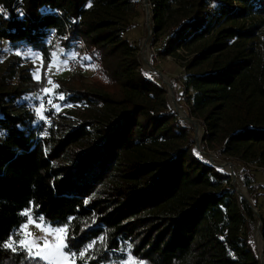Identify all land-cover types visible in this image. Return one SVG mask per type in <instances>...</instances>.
<instances>
[{
	"label": "trees",
	"instance_id": "16d2710c",
	"mask_svg": "<svg viewBox=\"0 0 264 264\" xmlns=\"http://www.w3.org/2000/svg\"><path fill=\"white\" fill-rule=\"evenodd\" d=\"M149 1L164 34L159 54L195 53L183 85L203 147L244 163L250 185L247 164L264 168V0ZM136 10L137 0H0V55L7 41L48 63L58 38L66 49L78 44L105 80L69 89L82 118L68 124L57 113L48 133L24 102L32 79L20 59L0 72V264H47L2 246L28 209L66 227V250L80 263L91 245L87 264L130 254L146 264H261L251 204L230 174L194 152V126L124 36ZM259 187L249 189L255 202Z\"/></svg>",
	"mask_w": 264,
	"mask_h": 264
},
{
	"label": "rangeland",
	"instance_id": "374dc122",
	"mask_svg": "<svg viewBox=\"0 0 264 264\" xmlns=\"http://www.w3.org/2000/svg\"><path fill=\"white\" fill-rule=\"evenodd\" d=\"M180 1L181 0L175 2V5L179 6ZM20 9L21 8L19 7L18 10ZM130 21L133 22L132 26L124 32V36L129 39L131 44L139 46L138 53L141 68L149 76L154 77L158 82L163 84L167 90L170 105L177 112L179 118L194 126L196 138L193 148L194 152L205 158L221 171L230 174L232 177V185H234L239 194L251 204L257 216V223L254 228V239L256 250L259 255L260 252H264V234L262 230V226L264 224V168L248 163L247 167L249 170L247 171L246 168L245 170L251 176H254L255 181L250 185H247L240 175V170L242 171V169H244V163H239L237 166V164H235L236 158H229L218 153L212 148L205 149L203 147L204 126L200 119L188 115L183 85L186 64L195 53L190 54L187 49L180 48L177 51L178 55L159 54V51L162 48L164 34L161 33L160 35H157L155 33L152 5L149 0H147V2L145 0H137V10L131 15ZM52 42L51 53L56 52L58 59L55 61L50 59L48 63H46L43 59L40 52L25 47L15 48L7 41H3V50L0 55V72L6 70L8 61L11 58L18 57L20 59L21 68L25 70L23 73L24 76H28V72L30 73L32 81L27 87L30 91L25 95L24 102H26L36 117L37 114L35 109L39 107L38 94L44 95L46 109L44 116L46 117V120H40L37 118L36 123L39 122L41 125L46 126L48 133L51 128H56L55 123L53 124V119L54 115L57 113H66L70 116L69 118L64 117L62 119H58L59 122L62 121L68 124H73L76 120H81L82 118L83 108L78 107V105H75L66 99V93L69 89H101V85L105 83L104 77L97 69V64L90 62L89 58H87L84 53V50L81 52L77 48L78 44H73L71 47L66 49L63 47L58 38H54ZM153 47L158 53V56L150 55L149 51H151ZM26 50H31L34 54L33 58L30 59L25 55ZM61 50H63L62 53ZM36 55H38L39 58H36ZM64 60L68 61L67 66L62 63ZM15 64L17 65V62ZM49 64L52 66L49 67ZM73 64H79L81 67L76 68ZM36 69H39V80H36L33 76V72H35ZM49 79L52 81V84L48 83ZM13 83L21 85L17 83V80L13 81ZM54 85H58L59 87H54ZM43 88H50L52 89V92L44 94L42 93ZM60 94L65 96L64 101L56 99V97ZM49 96L52 97L53 104L59 105L58 109L52 108L47 103ZM69 104L72 106L68 107L67 105ZM230 162L232 163V166L229 164ZM252 186H260L256 192L257 195H259L257 202L253 200L251 194L249 193V189ZM31 217L33 223L28 222V217L27 221L24 223L28 225L27 232L31 234L29 237L30 240L37 243L41 248L44 247L45 241L55 245L59 243L60 238H63L64 243L67 244L66 233L62 232L57 234L55 232V229H66V227L54 226L44 220L36 219L32 209ZM23 225H21L11 237L16 240L17 243L19 237L16 236V233ZM21 235H23V233H21ZM35 250L36 249H33V251ZM64 252L67 254L66 264H87L89 257L92 255L93 246L86 249L83 255H80L79 258L82 259V263H80L77 258L78 255L68 252L66 248L64 249ZM52 264H57V259L55 257L52 258ZM113 264L146 263L130 254L126 260Z\"/></svg>",
	"mask_w": 264,
	"mask_h": 264
},
{
	"label": "snow or ice",
	"instance_id": "6c2138e0",
	"mask_svg": "<svg viewBox=\"0 0 264 264\" xmlns=\"http://www.w3.org/2000/svg\"><path fill=\"white\" fill-rule=\"evenodd\" d=\"M21 15H23V13H21ZM62 51L63 50H61V53H62ZM25 55L30 59L33 58V56H34V54L31 52V50H26ZM36 58H39L38 55H36ZM50 59H52L53 61L58 59L57 53L56 52L50 53ZM62 63L65 66H67L68 61L64 60V61H62ZM51 66L52 65L49 64V67H51ZM33 76L36 80L40 79L39 69H36V71L33 72ZM48 83L52 84V81L49 79ZM54 87H59V86L54 85ZM51 92H52V89H50V88H43L42 89V93H44V94H48ZM38 99H39V107H37L35 109V112L37 114V118L40 120H46V117L44 116V112L46 111L44 95L38 94ZM56 99H58L59 101H64L65 96L63 94H60L58 97H56ZM47 103L54 109L59 108L58 104H53V99L51 96H49ZM67 106L71 107L72 105L69 104ZM0 135H3V133H0ZM22 215H25L26 217H28L29 223H33V220L31 217V209L25 210V212L22 213ZM38 219L42 220L43 218L39 217ZM27 227H28V225L24 224L22 226V228L17 231L16 236L19 237L18 243L16 240H14L10 237L9 241L7 243H4L2 246L7 248V249H10L12 252H16L17 248H19L20 251L26 253V258L29 260L39 258V260L46 261L47 264H52V258L55 257L57 259V264H66L67 254L64 252V249L68 248L69 251H71V249L69 248L68 244L64 243L63 238H60L59 243H57L55 245L45 241L44 247L41 248L37 243H35L34 241L29 239L31 234L27 232ZM55 232L57 234L62 233V232L66 233V229H64V228L55 229ZM21 233H23V235H21ZM89 247H91V245H89ZM33 249H36V250L33 251Z\"/></svg>",
	"mask_w": 264,
	"mask_h": 264
},
{
	"label": "built area",
	"instance_id": "2783aa9c",
	"mask_svg": "<svg viewBox=\"0 0 264 264\" xmlns=\"http://www.w3.org/2000/svg\"><path fill=\"white\" fill-rule=\"evenodd\" d=\"M150 52V55H152V56H158L157 54V52H156V50H155V48L153 47V49L151 50V51H149ZM154 53V54H153ZM73 66H75L76 68H80L81 67V65H79V64H73Z\"/></svg>",
	"mask_w": 264,
	"mask_h": 264
},
{
	"label": "water",
	"instance_id": "95a60500",
	"mask_svg": "<svg viewBox=\"0 0 264 264\" xmlns=\"http://www.w3.org/2000/svg\"><path fill=\"white\" fill-rule=\"evenodd\" d=\"M145 1L147 2V0H145ZM229 164L232 166V163L231 162ZM259 257H260L261 263L264 264V252H260L259 253Z\"/></svg>",
	"mask_w": 264,
	"mask_h": 264
},
{
	"label": "clouds",
	"instance_id": "9594fccd",
	"mask_svg": "<svg viewBox=\"0 0 264 264\" xmlns=\"http://www.w3.org/2000/svg\"><path fill=\"white\" fill-rule=\"evenodd\" d=\"M212 7H215V4H213Z\"/></svg>",
	"mask_w": 264,
	"mask_h": 264
},
{
	"label": "bare ground",
	"instance_id": "6f19581e",
	"mask_svg": "<svg viewBox=\"0 0 264 264\" xmlns=\"http://www.w3.org/2000/svg\"><path fill=\"white\" fill-rule=\"evenodd\" d=\"M260 239V238H259Z\"/></svg>",
	"mask_w": 264,
	"mask_h": 264
}]
</instances>
